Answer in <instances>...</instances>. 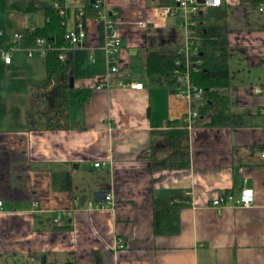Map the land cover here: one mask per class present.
I'll use <instances>...</instances> for the list:
<instances>
[{
    "label": "crops",
    "instance_id": "crops-1",
    "mask_svg": "<svg viewBox=\"0 0 264 264\" xmlns=\"http://www.w3.org/2000/svg\"><path fill=\"white\" fill-rule=\"evenodd\" d=\"M34 1L60 7L67 30L84 10L87 38L67 50V60L71 94L81 88L93 94L83 107L77 99L73 111L70 94L68 129H32L31 80L47 75L46 57L36 54L23 78L13 82L18 90L0 99V264H97V254L101 264H264V15L257 4L223 0L204 12L225 15V89L231 113L243 122L217 126L197 117L187 127L185 117L198 110V102L152 84L145 70L148 49H179L189 42L181 11L171 17L155 12L173 0H107L122 36L120 71L110 75L105 27L95 18L93 0H63L62 6L59 0ZM33 13L36 19L23 28L44 24L43 11ZM20 43L13 52L27 45L20 49ZM12 57L10 64L2 59L5 70L14 69ZM120 80L143 86L122 87ZM107 81L111 87L96 88ZM179 128L189 132L190 166L152 167L143 156L155 132ZM54 173L68 174L70 188L59 187V177L55 187ZM244 188L254 190L251 205H213L227 193L239 197ZM98 191L112 192L113 202L97 201ZM178 195L191 198L181 211V232L156 235L154 198Z\"/></svg>",
    "mask_w": 264,
    "mask_h": 264
},
{
    "label": "trees",
    "instance_id": "trees-1",
    "mask_svg": "<svg viewBox=\"0 0 264 264\" xmlns=\"http://www.w3.org/2000/svg\"><path fill=\"white\" fill-rule=\"evenodd\" d=\"M260 0H242L243 3L257 4ZM63 0H59L62 6ZM6 7L21 13H30L41 9L45 16L43 25H35L29 31L26 28V44L32 45L37 37H45L55 43L56 48L49 51L46 57L47 75L44 79L33 81L45 91L40 93L45 100V107L36 115L34 101L31 103L29 124L32 129L46 128L51 130L68 129L70 127L69 100L71 64L59 57L63 47L68 45L65 15L56 6L38 7L34 0H5ZM92 7V3L90 4ZM190 76L194 84L206 89L205 101L197 105L199 119H207L210 125L241 124L242 118L231 113L229 95L226 87L230 81L227 26L225 15L202 14L197 25L193 27ZM178 60L181 63H177ZM200 61L201 63H197ZM186 57L178 49L159 51L148 49L146 73L154 85L177 88V68L184 69ZM91 88L75 90L79 106L83 107L92 97ZM36 92H32V100ZM149 150L143 157L149 159L152 167H189L191 164L189 132L187 129H167L155 132ZM53 174L54 186L58 187V177L64 180L59 187L70 188L68 174ZM191 204V198L184 195L172 197H155L153 200L154 232L156 235H177L182 230L181 211ZM96 263L101 264L96 255Z\"/></svg>",
    "mask_w": 264,
    "mask_h": 264
},
{
    "label": "built area",
    "instance_id": "built-area-1",
    "mask_svg": "<svg viewBox=\"0 0 264 264\" xmlns=\"http://www.w3.org/2000/svg\"><path fill=\"white\" fill-rule=\"evenodd\" d=\"M173 4H163L158 5L155 8V12L157 15L162 17H171L176 15L179 11L182 12V25L185 27L187 32L189 33L190 39L189 42L184 46L179 48V53L183 54L186 57V66L184 69L177 68L175 70V74L177 76L178 86L176 88V93L179 97L186 99L189 103L198 102L203 103L205 99L206 89L194 84L191 80L190 76V62L189 57L192 52L197 53V49L192 48L193 40L192 33L193 27L197 25L198 19L206 10L212 7H219L223 4V0H204V2H200L199 0H173ZM258 10L261 14L264 15V0H260L257 3ZM92 9L95 13V18L98 22H103L105 27V44L104 50L106 55V62L108 66V73L114 74L120 71L119 67V52L121 49L122 36L119 29V23L114 14L109 11L107 6V0H93L92 1ZM139 24H144L140 22ZM29 31L34 29V26L27 27ZM3 34V31L0 30V35ZM68 45L63 47V51L60 53L59 57L62 61L67 60V50L70 49L71 46L78 45L84 43L87 38V28L85 23V12L84 10H79L75 14V26L73 29L67 30L65 35ZM26 41V28L21 30H16L11 38L10 45L4 47L0 50V54L2 59L6 64L12 63V55L13 51L19 47V43ZM55 43L53 41L48 40L45 37H37L35 42L32 45H25L23 48L26 54L29 57H33L36 54L46 55L49 51L55 49ZM177 63H181L179 60ZM197 63H201L197 61ZM118 84L122 87L129 88H141L143 86L142 83L130 82L126 83L120 80ZM112 84L110 81L106 83H100L96 86V88H109ZM261 117L264 120V109L259 111ZM198 110H191L188 113V116L185 117V122L187 127H192V122L195 118L199 117ZM264 156V153H263ZM96 166H99L100 163H96ZM113 193L108 192L106 194L107 203L113 202ZM255 193L253 189L244 188L240 193L239 197H235L231 193H227L221 195L217 199L213 201V205H220L225 201H233L236 204L249 206L254 202ZM3 201H0V208H2ZM35 206H38V202L35 203ZM63 215L59 214L55 218L56 223H60ZM262 244L264 245V235L262 236ZM119 248H123L125 246V241L122 238L118 239ZM33 264H45L42 261H35Z\"/></svg>",
    "mask_w": 264,
    "mask_h": 264
},
{
    "label": "rangeland",
    "instance_id": "rangeland-1",
    "mask_svg": "<svg viewBox=\"0 0 264 264\" xmlns=\"http://www.w3.org/2000/svg\"><path fill=\"white\" fill-rule=\"evenodd\" d=\"M16 1V0H12ZM210 10V9H209ZM36 13H27L23 14L21 12L11 10L6 7L5 0H0V30L3 31V34L0 35V50L3 49L8 41L12 38L13 33L16 30L23 29L24 26L33 23L35 20ZM25 41L20 43V49L24 47ZM15 64L12 66L14 69L5 70L3 60L0 54V99L4 97V94H14L16 89L13 82L20 80L23 78V68L28 66V63L35 59L33 57H29L23 50L13 52ZM38 59V57H37ZM16 89V90H15ZM36 98L33 99L34 103V110L36 115L39 114V111L43 110L45 107V100L44 97L40 95V93L45 91V88L40 87V85L36 86L35 88ZM15 90V91H13ZM8 92V93H6ZM71 110L74 109V103L77 102V98L75 94H71Z\"/></svg>",
    "mask_w": 264,
    "mask_h": 264
},
{
    "label": "water",
    "instance_id": "water-1",
    "mask_svg": "<svg viewBox=\"0 0 264 264\" xmlns=\"http://www.w3.org/2000/svg\"><path fill=\"white\" fill-rule=\"evenodd\" d=\"M200 2H204V0H199ZM67 62L69 63V60H67ZM74 87V79L73 77L71 76L70 78V88H73ZM106 194L107 192L105 191H98L95 193V199L99 202H105L106 200Z\"/></svg>",
    "mask_w": 264,
    "mask_h": 264
}]
</instances>
